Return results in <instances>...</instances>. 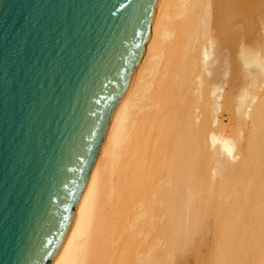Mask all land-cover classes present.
I'll return each instance as SVG.
<instances>
[{"label": "bare ground", "instance_id": "obj_1", "mask_svg": "<svg viewBox=\"0 0 264 264\" xmlns=\"http://www.w3.org/2000/svg\"><path fill=\"white\" fill-rule=\"evenodd\" d=\"M156 10L54 264H264V0Z\"/></svg>", "mask_w": 264, "mask_h": 264}, {"label": "water", "instance_id": "obj_2", "mask_svg": "<svg viewBox=\"0 0 264 264\" xmlns=\"http://www.w3.org/2000/svg\"><path fill=\"white\" fill-rule=\"evenodd\" d=\"M161 0H0V264H54Z\"/></svg>", "mask_w": 264, "mask_h": 264}, {"label": "rangeland", "instance_id": "obj_3", "mask_svg": "<svg viewBox=\"0 0 264 264\" xmlns=\"http://www.w3.org/2000/svg\"><path fill=\"white\" fill-rule=\"evenodd\" d=\"M225 122H227V117H225ZM204 251H205V249H204Z\"/></svg>", "mask_w": 264, "mask_h": 264}]
</instances>
